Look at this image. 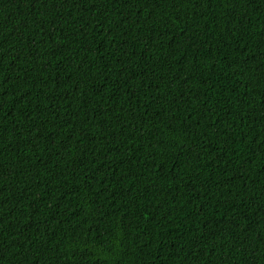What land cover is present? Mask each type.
<instances>
[{"label":"trees","instance_id":"1","mask_svg":"<svg viewBox=\"0 0 264 264\" xmlns=\"http://www.w3.org/2000/svg\"><path fill=\"white\" fill-rule=\"evenodd\" d=\"M0 264H264V0H0Z\"/></svg>","mask_w":264,"mask_h":264}]
</instances>
